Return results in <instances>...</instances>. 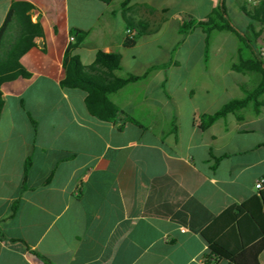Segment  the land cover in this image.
<instances>
[{
	"label": "crops",
	"instance_id": "0c3cea01",
	"mask_svg": "<svg viewBox=\"0 0 264 264\" xmlns=\"http://www.w3.org/2000/svg\"><path fill=\"white\" fill-rule=\"evenodd\" d=\"M13 1L0 0V25ZM23 1L43 35L19 58L29 75L1 85L0 264H203L202 230L264 189L255 187L264 177V92L258 110L249 100L200 127L201 116L258 84L257 53L229 30H212L208 42L200 26L179 32L183 21L220 24V0ZM225 4L229 14L254 9ZM170 23L180 38L168 59L138 62L135 50L155 39L161 48L149 37ZM246 25L264 46V21ZM70 28L86 31L73 50L84 67L109 79L145 74L107 94L118 108L113 121L88 112L83 89L60 84ZM215 31L233 35L234 50L224 46L229 38L211 49ZM194 32L200 38H188ZM19 34L13 19L6 38ZM126 36L134 45L123 46ZM98 50L120 53V68L106 73ZM250 207L235 225L257 243L264 207Z\"/></svg>",
	"mask_w": 264,
	"mask_h": 264
},
{
	"label": "trees",
	"instance_id": "16d2710c",
	"mask_svg": "<svg viewBox=\"0 0 264 264\" xmlns=\"http://www.w3.org/2000/svg\"><path fill=\"white\" fill-rule=\"evenodd\" d=\"M102 1L110 3L112 0ZM122 6L125 7V2L122 3ZM31 8L32 4L27 1H13L8 9L5 20L0 25V112L4 103L1 85L15 79L19 75L25 77L29 75L21 65L19 58L35 44L33 42L35 36L43 35L40 23L30 20L28 11ZM243 9L250 18L261 22L264 21V8L262 5L253 10ZM214 12L219 18L220 24L215 23L213 20L209 22L183 21L179 26V32L184 34L192 25L200 26L206 33V41L208 42L209 34L212 30H229L237 35L245 47H248L254 53L256 52L255 46L251 44L245 31L237 28L232 22L225 0H220ZM13 19L19 25L20 34L18 38L9 42L6 36ZM127 27L131 28V23L128 20ZM141 33L139 31L137 35ZM69 34L70 41L64 51L62 60L64 76L60 80V84L64 87L83 89L86 92L85 105L88 112L100 120L113 121L118 113V108L108 99L107 94L119 89L128 82L141 79L145 74H128L126 77H113L110 79L101 76L95 70L84 67L79 57L73 53V50L85 39L86 31L70 28ZM135 38L136 36H126L123 40V46L130 47L134 45ZM96 60L106 73L112 72L121 66V54L118 52L98 50ZM257 71L261 74L260 81L251 91H245L243 98L232 99L216 112L201 116L200 127L202 129H205L215 119L244 106L249 100L254 101L258 110V97L264 92V61L259 58L258 54ZM31 121L35 125V121L32 119ZM28 165L29 159L25 162L24 171L27 170ZM254 203L257 204V211L262 210L264 207V189L241 205L227 208L202 230L201 234L208 243V250L203 254V264H217L221 259H226L228 264H259L257 262V253L261 252L264 248V233L257 240V243L253 241L246 242L242 239L240 231L237 230L235 225L239 223L238 216L243 212L254 213L250 207ZM257 225L259 226V231L263 232L264 228L260 218L257 219ZM0 236L3 237L2 234Z\"/></svg>",
	"mask_w": 264,
	"mask_h": 264
},
{
	"label": "rangeland",
	"instance_id": "374dc122",
	"mask_svg": "<svg viewBox=\"0 0 264 264\" xmlns=\"http://www.w3.org/2000/svg\"><path fill=\"white\" fill-rule=\"evenodd\" d=\"M118 2H119V0H113V4H117ZM229 15H230V18H231L232 22L234 23V25L242 31L246 30L247 22H250V21L252 22L251 18L244 15V13L241 10L238 11L237 8H235L234 10L233 9L230 10ZM149 38H159V43L161 45V48L157 47V44H158L157 39L150 41L149 43L140 45L135 50L138 54L137 55L138 62L141 61L144 63L145 62H153L154 63V62L166 61V59H168L169 55L173 51V46L175 45V42L178 41L180 36L176 35L175 29L173 27V23H170L169 25H167L161 29V31L157 37L153 36V37H149ZM188 38H200L199 33L194 32ZM224 38H229V40H227V43L224 45L226 50H230V51L234 50V42H233L234 37H233V35H230V34L227 35L226 32H218V31H215L211 34V41H210L211 49L219 46L221 44V42L224 40ZM251 41L255 46H257V43L254 40H251ZM164 44H166V45L164 46ZM190 44L192 46L195 45V40H191Z\"/></svg>",
	"mask_w": 264,
	"mask_h": 264
},
{
	"label": "built area",
	"instance_id": "2783aa9c",
	"mask_svg": "<svg viewBox=\"0 0 264 264\" xmlns=\"http://www.w3.org/2000/svg\"><path fill=\"white\" fill-rule=\"evenodd\" d=\"M245 2L247 3V5L251 6L252 8H256L260 5H262L264 8V0H245ZM255 50L259 56L264 55V46L261 45L256 46ZM255 187L257 189H261L264 187V177H260L259 179H257L255 183Z\"/></svg>",
	"mask_w": 264,
	"mask_h": 264
}]
</instances>
